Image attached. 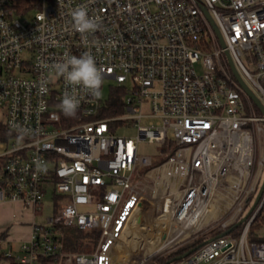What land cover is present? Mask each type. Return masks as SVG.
<instances>
[{"label":"built area","instance_id":"2783aa9c","mask_svg":"<svg viewBox=\"0 0 264 264\" xmlns=\"http://www.w3.org/2000/svg\"><path fill=\"white\" fill-rule=\"evenodd\" d=\"M80 6L99 22L94 33L74 30ZM226 51L264 105V0H0V124L13 133L0 138V203L41 211L49 185L61 199L57 213L33 223L22 254L5 256L112 264L132 221L151 212L173 231L164 240L208 226L224 207L234 222L221 228L235 225L263 172L255 153L264 114ZM86 53L103 77L99 97L55 68ZM105 79L117 85L104 99ZM66 92L79 100L73 117L59 107ZM130 127L134 136L120 134ZM141 142L158 153H140ZM263 206L264 193L239 234L212 237L179 264H264V240L250 239ZM59 224L94 233L96 250L64 252Z\"/></svg>","mask_w":264,"mask_h":264},{"label":"rangeland","instance_id":"374dc122","mask_svg":"<svg viewBox=\"0 0 264 264\" xmlns=\"http://www.w3.org/2000/svg\"><path fill=\"white\" fill-rule=\"evenodd\" d=\"M249 61L250 60L248 58L245 59L246 64H249ZM112 85L113 86L117 85V82L115 80H110V79L104 80L103 88L101 90V95L104 99L108 97L110 90L113 89ZM125 85L127 86V88H130L131 82L128 80L125 82ZM136 133L137 130L135 127H130L120 130V134L122 135L134 136ZM12 140H16V142L18 143H21L22 141L15 137ZM158 149L159 147L157 143L141 142L139 144L140 153L155 155L158 153ZM263 156H264V140L262 139L261 141L260 140L257 141V146H256L255 157H256L257 169L259 167V161ZM3 163H4L3 159L0 158V172H1V168L4 165ZM262 167H263V172L261 173L260 176L257 193L264 179V165ZM257 193L253 196L250 203H248V205L245 207L243 213L244 216L247 214V212L253 205ZM56 199L58 203L61 200L59 198H56L53 186L49 185L46 196L42 200V210L38 212V215L36 217V222L43 223L47 217L53 215L55 210ZM224 211H225V207L223 208V212L221 211L216 212L213 217L214 219L210 222L208 226H204L200 230H194L185 233L180 239L176 241V243H171L162 250L157 252L155 250H157V248L161 245L162 242L168 243L170 241L171 236L169 237L168 240H164V239L166 234L173 232L172 229L166 228L165 222H163L158 217L157 214H153L152 212L151 214L144 215L142 217L143 225L138 223L140 221L133 220L132 221L133 224L132 223L130 224L129 228L127 229V231L125 232V234L123 235V237L115 247L114 259L112 264H149L151 261H153V259L157 255L161 254L162 252L164 253H162L161 256H168L170 253L183 250L184 248L188 247L196 240L208 236V234H210L212 229L217 227H218L217 229H220L223 223H231L234 219V214H235L234 209H230L229 211H226V213H224ZM260 221L261 219L260 217H258L253 228L254 227H256V229L259 228L258 222ZM167 224L169 223H166V225ZM254 231L256 233V230ZM21 244L22 243L19 240H14L12 242L1 241L0 251L3 253L10 252L13 254H18V253L22 254L19 251ZM97 245L98 242L95 245L94 249L87 253L94 252L97 248Z\"/></svg>","mask_w":264,"mask_h":264},{"label":"clouds","instance_id":"9594fccd","mask_svg":"<svg viewBox=\"0 0 264 264\" xmlns=\"http://www.w3.org/2000/svg\"><path fill=\"white\" fill-rule=\"evenodd\" d=\"M71 17L74 30L82 35L94 33L100 27L97 19L89 17L87 9L83 6L77 7ZM55 68L70 85H80L91 95L100 96L103 77L92 55L86 53L80 57H68L63 63L55 65ZM40 91L43 93L46 88L41 87ZM59 107L65 116L73 117L79 107V100L75 95L66 92Z\"/></svg>","mask_w":264,"mask_h":264},{"label":"trees","instance_id":"16d2710c","mask_svg":"<svg viewBox=\"0 0 264 264\" xmlns=\"http://www.w3.org/2000/svg\"><path fill=\"white\" fill-rule=\"evenodd\" d=\"M113 113H115V112L113 110L112 111L110 110L108 113H106V115L107 114H113ZM12 135H13L12 132H10L6 127H4V125L0 124V138L7 139L8 137H11ZM56 198H58V197H56ZM58 210H59V203L56 199L54 213H57ZM258 217H260V219H261L260 222L264 221V206H263V209L261 210V212L258 214ZM235 224H236V222H235ZM58 227H60V232L57 236V240L62 244V249L64 252H67V253H87L89 251H92L98 242L94 233L85 232L75 225L65 226V225L59 224ZM242 227H243V223L237 225L232 230L231 233L232 234H239L241 232ZM217 228L212 229V231L210 232V234H208V236L196 240L195 242H193L191 245L184 248L183 250H179L177 252L170 253L168 256H161L162 253H164V252H162L161 254L157 255L153 259V261H151L149 264H179L182 259L177 260L176 257L178 255H181L185 251H188L192 248L201 246L202 244H204V242L208 238L215 237V236L221 234L223 231H225L222 228L221 229H217ZM255 229H256V227L251 228L250 239L264 240V236L258 237L256 235H254ZM9 259H10V264H25V263H22L20 261H16L13 258H9ZM65 260H66L65 257L56 258L54 256H49V255H41L39 257V263L40 264H63L65 262Z\"/></svg>","mask_w":264,"mask_h":264},{"label":"crops","instance_id":"0c3cea01","mask_svg":"<svg viewBox=\"0 0 264 264\" xmlns=\"http://www.w3.org/2000/svg\"><path fill=\"white\" fill-rule=\"evenodd\" d=\"M56 197L60 199L59 196ZM38 212H33L31 207L25 206L20 201L5 200L1 202L0 242H12L14 240H19L23 244L28 241L32 233V225L36 222ZM0 264H10V259L1 251ZM63 264L66 263L64 262Z\"/></svg>","mask_w":264,"mask_h":264},{"label":"water","instance_id":"95a60500","mask_svg":"<svg viewBox=\"0 0 264 264\" xmlns=\"http://www.w3.org/2000/svg\"><path fill=\"white\" fill-rule=\"evenodd\" d=\"M205 14L207 16V18L209 19L213 29L215 30V32L217 33L219 39H220V42L222 44V46H225V42H224V39L222 37V34L219 30V27L217 26V24L215 23L213 17L211 16V14L209 13L208 10L205 9ZM226 55H227V58H228V61H229V64L232 68V71L237 79V81L239 82V84L242 86V88L245 90V92L251 97V99L255 102V104L259 107V109L262 111V113L264 114V105L263 103L261 102L260 98L255 94V92L249 87V85L245 82V80L243 79V77L241 76L240 72L238 71L237 67L235 66L234 62H233V59L230 55V53L228 51H226ZM264 193V179L261 183V186H260V189L256 195V198L253 202V205L251 206V208L249 209V211L247 212V214L245 216H243L235 225H233L232 227H230L229 229L223 231L221 234L219 235H225V234H228L230 233L237 225L243 223L248 215L253 211V209L255 208V206L257 205V203L260 201L262 195ZM212 239L211 238H208L205 242H208ZM204 242V243H205ZM198 247H195V248H192L188 251H185L184 253H182L181 255H178L176 257L177 260H181L185 257H187L189 254H191L193 251H195Z\"/></svg>","mask_w":264,"mask_h":264},{"label":"bare ground","instance_id":"6f19581e","mask_svg":"<svg viewBox=\"0 0 264 264\" xmlns=\"http://www.w3.org/2000/svg\"><path fill=\"white\" fill-rule=\"evenodd\" d=\"M133 224V223H132ZM140 224L141 225H143V222H140ZM161 224V223H160ZM139 225V224H138ZM168 226V225H167ZM163 227V226H162ZM165 227V226H164ZM160 229V228H159ZM185 233H187V230L185 229V230H180V233H179V235H183V234H185ZM179 235H177V236H179ZM177 236H174V237H170V241L168 242V243H165V242H162L161 243V245L157 248V250H155L156 252L157 251H160V250H162L163 248H165L166 246H168L169 244H171V243H173L174 241H176L177 240ZM145 258V257H144ZM146 259V258H145ZM143 263V262H142Z\"/></svg>","mask_w":264,"mask_h":264}]
</instances>
